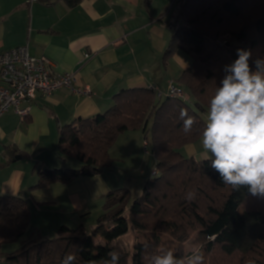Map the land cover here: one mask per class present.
<instances>
[{"label":"trees","instance_id":"1","mask_svg":"<svg viewBox=\"0 0 264 264\" xmlns=\"http://www.w3.org/2000/svg\"><path fill=\"white\" fill-rule=\"evenodd\" d=\"M65 1L72 7L81 2ZM243 5V0L181 3L180 18L184 23L177 28L168 51L185 49L195 57L181 79L194 106L190 99L159 100L150 90L123 91L108 112L93 120H77L63 130L59 144L63 161L71 159L79 164L77 168L38 170V188L95 177L102 168L112 165L110 151L119 136L141 129L158 170V175L146 182L141 197L131 198L129 190L112 192L106 197L105 213L93 232L62 226L54 238L42 239L33 233L18 251L6 255V264H104L111 251L119 252V264H152L151 256L162 255L165 250L186 264L183 250L175 253L163 242V236L181 242L196 233L197 242L204 245L207 253L218 250L231 257V264H264V197L252 196L248 186L238 190L226 186L211 168L210 160L199 161L181 153L184 147L201 140L207 123L203 113L209 110L215 93L209 87L217 75L214 70L217 68L223 78L224 66L237 58L238 48L252 50L264 45L263 8L249 27L234 33L233 43L219 44L220 32L215 39L209 37L213 24L221 30L229 20L239 19ZM256 58L262 57H252L253 70L252 61ZM181 108L196 117L192 132L187 135L182 131ZM189 193L195 194L193 199L188 198ZM31 217L23 199L0 197V247L23 238ZM131 230L149 231L152 238L144 245L135 244L132 253L111 244ZM95 237L107 244L96 245ZM234 256H238L235 262Z\"/></svg>","mask_w":264,"mask_h":264},{"label":"crops","instance_id":"2","mask_svg":"<svg viewBox=\"0 0 264 264\" xmlns=\"http://www.w3.org/2000/svg\"><path fill=\"white\" fill-rule=\"evenodd\" d=\"M182 1L81 0L72 7L65 0H0V53L28 46L33 57L49 59L56 74L73 73L75 86L92 91L91 96L69 89L48 97L39 93L24 121L12 110L0 117V197L23 199L32 214L27 234L0 247V264H6V255L18 251L33 233L54 238L62 226L93 232L105 213L106 197L127 190L126 161L141 167L146 182L152 179L157 161L139 129L119 136L110 151L113 163L101 174L37 187L39 168L79 165L63 161L59 145L63 130L77 120H93L108 112L123 91L165 94L175 82L191 101L181 79L195 57L185 49L168 51L183 21ZM128 137H134V145ZM199 145L201 140L189 144L181 149L182 155L186 151L196 160H208Z\"/></svg>","mask_w":264,"mask_h":264},{"label":"clouds","instance_id":"3","mask_svg":"<svg viewBox=\"0 0 264 264\" xmlns=\"http://www.w3.org/2000/svg\"><path fill=\"white\" fill-rule=\"evenodd\" d=\"M237 58L224 66L225 75L209 102L207 123L201 134L204 158L234 190L248 186L252 196L264 197V58L250 66L252 51L238 48ZM182 131L190 134L196 117L181 108ZM194 193L188 198L193 199ZM104 264H119L117 251L108 253ZM152 264H185L173 252L151 256ZM202 252H194L188 264H203ZM95 264V262H90Z\"/></svg>","mask_w":264,"mask_h":264},{"label":"built area","instance_id":"4","mask_svg":"<svg viewBox=\"0 0 264 264\" xmlns=\"http://www.w3.org/2000/svg\"><path fill=\"white\" fill-rule=\"evenodd\" d=\"M87 59L90 54L85 56ZM76 75L53 71V63L44 57H33L28 46L11 49L0 53V117L14 111L21 121L30 116L31 103L37 94L52 95L60 89H69L83 96H91L89 87L75 86ZM159 100L162 98H180L186 100V93L175 82L167 92L156 93ZM145 146L148 145L145 143ZM158 175L156 168L152 178Z\"/></svg>","mask_w":264,"mask_h":264},{"label":"rangeland","instance_id":"5","mask_svg":"<svg viewBox=\"0 0 264 264\" xmlns=\"http://www.w3.org/2000/svg\"><path fill=\"white\" fill-rule=\"evenodd\" d=\"M244 5H243V13L242 16L238 19V18H233L231 20H229L227 22V24L221 28V30L219 28H217L216 26H214V24L210 27L211 29V35H209V37L211 39H215L216 35L218 32H220V36L219 38H217V41L219 44L222 43H233V36L234 33H239L241 32L243 29H246L247 27L250 26V23L252 22V20L257 16L258 10L259 9H264V0H243ZM184 23V19L181 22L180 25H182ZM252 57H262L264 58V45L263 44H259V46L253 48L252 50ZM215 69V68H214ZM217 75L216 77H214L213 82H211V84L209 85L210 89L213 88L216 90L217 87L220 86V81L222 80V77L220 76V73L218 71V69L216 68L214 70ZM216 78V79H215ZM191 105H193V102L190 101ZM207 115H208V111L203 113V118L207 121ZM133 134V133H132ZM127 136H132V135H127ZM129 139V140H128ZM128 141L131 143L133 142L135 139L134 137H128ZM142 141H143V136H142ZM132 144V143H131ZM134 145V144H132ZM143 146V143H142ZM199 147V151H202L203 148L202 146H198ZM146 149V147H145ZM144 146H143V153L145 151ZM126 151H122L124 156H126ZM184 155L188 158L190 156H188V153L186 151H184ZM128 156L125 158L127 159ZM131 159V157H129ZM201 158V157H200ZM125 165V169H123V172L126 173L124 176H128L127 178H124V182H125V186L127 187V190L129 189L130 191V195L131 197L134 199L136 197H138L141 194V190L143 188V186L146 184V179L144 180L143 177L140 175L141 171V167L138 166H134L135 163L130 162V161H126L124 163ZM146 165L142 168H145ZM152 236L151 233H149V231H143V232H139V231H134L131 230L130 233L127 236H124L120 239H118L117 241H114L113 243H111L113 246H115L116 248H122L125 251L132 253V251L134 250V245L135 244H141L144 245V243H147L151 240ZM163 242L164 243H168V247H171V249L176 253H178V251H180L181 249L183 250V256L185 257L186 260V264H188V259L189 257L194 253V252H202L203 256H204V261L203 264H231L230 260L231 257H226L225 255H221V253H219V251L217 250L216 252L213 253H207L205 250V247L203 244L197 242V233L193 234V236L191 237H187L185 238L183 241L181 242H173L171 240V238L168 236H163ZM94 243L97 245H106L107 243L101 238V237H95L94 238ZM238 256H234L233 259L237 261ZM239 260V259H238Z\"/></svg>","mask_w":264,"mask_h":264}]
</instances>
